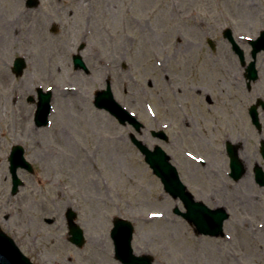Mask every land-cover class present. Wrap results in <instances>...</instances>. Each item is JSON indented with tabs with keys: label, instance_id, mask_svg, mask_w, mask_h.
Here are the masks:
<instances>
[{
	"label": "rangeland",
	"instance_id": "obj_1",
	"mask_svg": "<svg viewBox=\"0 0 264 264\" xmlns=\"http://www.w3.org/2000/svg\"><path fill=\"white\" fill-rule=\"evenodd\" d=\"M12 1L0 0V15L17 23L13 34H26L15 37V48L0 37V221L18 245L33 258L41 251L43 264H121L111 239L119 217L135 226V255H152L154 264H264V230L258 228L264 215L248 204H255L250 196L257 187L227 198L220 190L227 180L226 133L232 124H250L241 108L264 99V51L258 56L260 80L248 91L222 32L234 31L248 64L247 38L264 30V0H21L22 15L11 14ZM74 54L83 56L87 72L74 69ZM20 57L27 69L16 77L12 67ZM108 82L116 101L145 130L121 125L95 107L96 91ZM39 88L53 93L48 127L34 122ZM30 97L36 102L29 103ZM159 130L168 143L152 135ZM132 136L165 150L180 174L194 167L209 173L190 153L213 160L215 205L231 216L224 237L196 236L175 214V208L184 210L182 203L165 192ZM19 144L35 172H18L25 185L13 196L8 159ZM69 208L85 231L81 248L68 239Z\"/></svg>",
	"mask_w": 264,
	"mask_h": 264
},
{
	"label": "water",
	"instance_id": "obj_2",
	"mask_svg": "<svg viewBox=\"0 0 264 264\" xmlns=\"http://www.w3.org/2000/svg\"><path fill=\"white\" fill-rule=\"evenodd\" d=\"M228 36L231 39L230 32H228ZM254 48L255 52L264 50V35L254 43ZM79 60L80 59H76V63L78 65L81 64ZM23 68V63L19 61L16 66L17 73L21 74ZM40 96L41 104L39 105L36 115V123L38 126H45L48 123V117L51 112V95L48 94L43 96V94H40ZM96 105L110 111L120 120L121 123L125 124L126 121L129 120L135 124L138 130L140 129L139 124H137L133 118H130L129 114L114 100L110 87L107 91L97 93ZM133 142L146 156V161L151 165L155 173L162 179L165 189L169 191L171 195L176 198L178 196H188V198H185L188 212L183 214V217L195 226L196 233L199 235L205 234L211 236L222 235L223 224L225 219H227L225 210L218 209L216 211H210L203 204L195 202L193 197L185 192V188L181 184L175 168L169 163L170 158L160 148H156L155 151H151L137 139L133 138ZM20 155L21 154L17 151V149H14L10 158L12 163L11 171L14 177V192L17 191L18 186L21 184L17 178L16 169L19 165L25 164L22 156ZM260 174L263 173L261 172L257 174V176H260ZM70 225L71 232L77 236V228L72 223ZM133 232L134 228L129 221L122 220L120 218L115 220V228L112 232V236L115 241L117 257H119L125 264H152V257H136L133 254V249L131 247ZM23 259V256L13 246V242L0 232V264H22L21 261Z\"/></svg>",
	"mask_w": 264,
	"mask_h": 264
},
{
	"label": "flooded vegetation",
	"instance_id": "obj_3",
	"mask_svg": "<svg viewBox=\"0 0 264 264\" xmlns=\"http://www.w3.org/2000/svg\"><path fill=\"white\" fill-rule=\"evenodd\" d=\"M241 64V63H240ZM258 64V61H257ZM242 66V65H241ZM242 74L244 75V80L246 81V88L247 90H251V84H247V78L245 76V68L241 67ZM260 80V72H259V79ZM256 83V82H255ZM254 83V84H255ZM191 90H194L195 88L192 86H189ZM206 101L208 103H212V98L210 95H207ZM247 109L244 107L241 108V116L242 118L247 115V118L250 121L249 126H251L252 133L248 130V125L244 124L242 127H238L232 124L231 131L226 133V144L224 147V159L226 163V169L224 170V174H226L227 180L224 181L223 186L220 187V190L225 198H227V195H230L232 197L240 195L244 196L245 189L250 188H256L257 187V194H251V200L255 202V204H251V202L248 201L249 205H254L256 209V214H261V216L264 215V186H261L257 180H256V171L260 168L264 171V157L262 150L264 149V99L257 98L255 101H253L250 105H246ZM183 113L186 112L185 107H182ZM247 113V114H246ZM186 116L187 113H185ZM195 116L192 117V121L196 122L194 120ZM205 121H208V119H204ZM187 127L189 126V122L185 124ZM198 127V124H196ZM200 129V128H199ZM198 128H194L193 135L197 139H203L204 135L200 133V130ZM258 135V145L255 144V135ZM182 137V132H179ZM250 139L252 141H250ZM229 144L231 145V148L229 149ZM249 144V146H248ZM253 148L254 155L249 154V149ZM221 156V154H219ZM237 155L239 161L246 167L245 173L241 175V178L238 180L234 179V176L232 175V165H233V159L234 156ZM246 156V159H243L242 156ZM203 156V155H202ZM204 159H208V164L206 165V162H201V165L203 169H208L209 173H202L201 168L194 167L193 171H187L183 170V172L180 174L181 180L183 183L187 186L188 190L194 195L196 201L203 202L205 205L215 208V196L217 193H219V190L215 189L216 184V177H217V170L215 167H213V160L211 158H206L203 156ZM186 163V161H184ZM197 165V164H196ZM199 166V165H198ZM185 172V173H184ZM218 178H220L218 176ZM229 181V183L227 182ZM263 195V197H262ZM212 200L214 201L213 206H210L212 203ZM219 207V206H216ZM225 208L224 206H220ZM227 209V208H225ZM249 228V227H248Z\"/></svg>",
	"mask_w": 264,
	"mask_h": 264
},
{
	"label": "bare ground",
	"instance_id": "obj_4",
	"mask_svg": "<svg viewBox=\"0 0 264 264\" xmlns=\"http://www.w3.org/2000/svg\"><path fill=\"white\" fill-rule=\"evenodd\" d=\"M105 1V0H104ZM22 3L21 0H13L12 3L10 4V12L11 14H20L22 15L23 13L18 12V5H20ZM80 10L84 9V6H82V8H79ZM74 15V13H72V16ZM28 23V22H27ZM33 25V24H32ZM17 23H14V21H9L4 15H0V37L5 39V36L8 37L7 40L11 43V47L15 48L16 46V39L15 37L18 36L19 40H23L26 31H21L20 33H15L13 34L14 28L17 29ZM42 33V32H41ZM48 38L47 36L43 39V41H47ZM21 47V46H20ZM22 48V47H21ZM8 78L5 76V81ZM73 91V90H72ZM61 94V92H59ZM26 212L28 213V209L26 210Z\"/></svg>",
	"mask_w": 264,
	"mask_h": 264
},
{
	"label": "snow or ice",
	"instance_id": "obj_5",
	"mask_svg": "<svg viewBox=\"0 0 264 264\" xmlns=\"http://www.w3.org/2000/svg\"><path fill=\"white\" fill-rule=\"evenodd\" d=\"M153 215H160L159 213H154Z\"/></svg>",
	"mask_w": 264,
	"mask_h": 264
}]
</instances>
